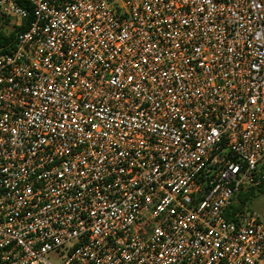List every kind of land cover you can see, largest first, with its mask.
Masks as SVG:
<instances>
[{"label":"built area","instance_id":"1","mask_svg":"<svg viewBox=\"0 0 264 264\" xmlns=\"http://www.w3.org/2000/svg\"><path fill=\"white\" fill-rule=\"evenodd\" d=\"M12 35L0 264H264L227 216L264 182V0H0Z\"/></svg>","mask_w":264,"mask_h":264},{"label":"rangeland","instance_id":"2","mask_svg":"<svg viewBox=\"0 0 264 264\" xmlns=\"http://www.w3.org/2000/svg\"><path fill=\"white\" fill-rule=\"evenodd\" d=\"M235 203L237 205L238 201L235 200ZM243 211L244 212L241 214L244 215V217L258 215L264 219V186L261 187L259 191H256L254 196L251 197L250 201H248L243 206ZM49 258L56 262H60V258H58L56 255H50Z\"/></svg>","mask_w":264,"mask_h":264},{"label":"trees","instance_id":"3","mask_svg":"<svg viewBox=\"0 0 264 264\" xmlns=\"http://www.w3.org/2000/svg\"><path fill=\"white\" fill-rule=\"evenodd\" d=\"M21 4L23 6H25L26 8H29L28 3L24 2V1H20ZM30 9V8H29ZM24 29V28H23ZM12 38H14V35L11 36V38H6V37H1L0 38V46L3 45L6 42H10V40H12ZM262 168L264 170V163L262 164ZM264 186V182L258 187V188H250L246 191H242L236 198V200L238 201V204L236 205V203L234 202L232 204V206L230 207L227 216L228 218H232L233 215H235L236 213H242L243 211V206L250 201L251 197L254 196L256 191H259V189L261 187Z\"/></svg>","mask_w":264,"mask_h":264}]
</instances>
